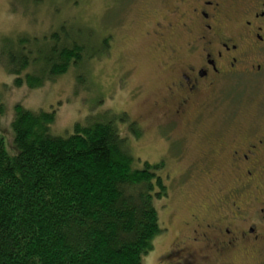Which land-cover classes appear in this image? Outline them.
<instances>
[{"label":"flooded vegetation","instance_id":"af4514ba","mask_svg":"<svg viewBox=\"0 0 264 264\" xmlns=\"http://www.w3.org/2000/svg\"><path fill=\"white\" fill-rule=\"evenodd\" d=\"M144 27L162 80L146 117L166 130L165 155L186 162L180 185L199 193L170 252L176 264H225L264 244V0H168ZM229 98L242 111L220 120L235 127L196 126ZM189 139L201 145L180 148Z\"/></svg>","mask_w":264,"mask_h":264},{"label":"trees","instance_id":"16d2710c","mask_svg":"<svg viewBox=\"0 0 264 264\" xmlns=\"http://www.w3.org/2000/svg\"><path fill=\"white\" fill-rule=\"evenodd\" d=\"M79 35L61 25L36 51L37 38L20 37L8 54L15 84L20 69L54 78L92 57L96 43ZM43 78L26 75L29 87ZM53 120L17 106L16 154L0 135V264H142L162 232L153 203L166 194L162 177L148 162L134 167L112 120L76 123L66 136L50 133Z\"/></svg>","mask_w":264,"mask_h":264},{"label":"rangeland","instance_id":"374dc122","mask_svg":"<svg viewBox=\"0 0 264 264\" xmlns=\"http://www.w3.org/2000/svg\"><path fill=\"white\" fill-rule=\"evenodd\" d=\"M167 1L0 0V135L7 152H18L12 129L17 106L33 112L53 111L49 131L60 136L71 134L76 123L87 124L102 117L112 120L124 138L134 167L141 168L148 162L166 186L165 196L153 202L162 232L153 238L152 249L142 256V264H176L170 252L171 241L184 229L182 223L191 200L199 196L193 181L180 185L178 173L186 162L174 163L165 155L169 143L162 136L166 130L146 117L156 119V110L150 104L157 98L162 80L154 40L144 33V24L156 17ZM61 25L72 33L78 31L82 40L92 46L96 43L97 52L54 78L35 68L20 69L23 82L16 85L8 54L18 50V39L37 38L28 47L36 51V41L41 42ZM104 40L106 45L101 47ZM27 74L43 76L42 84L29 87ZM239 110L242 111L239 101L230 98L217 105L212 103L200 111L196 126L235 127V118L224 123L220 117L239 115ZM199 145L196 139H189L180 148ZM203 190L201 186L202 193ZM225 264H264V244L231 256Z\"/></svg>","mask_w":264,"mask_h":264}]
</instances>
